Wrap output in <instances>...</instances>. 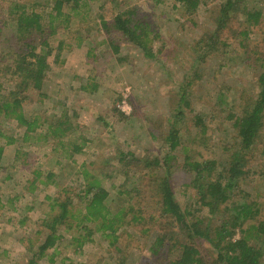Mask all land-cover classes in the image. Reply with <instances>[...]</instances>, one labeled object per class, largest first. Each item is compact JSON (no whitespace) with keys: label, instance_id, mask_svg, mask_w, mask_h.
<instances>
[{"label":"trees","instance_id":"16d2710c","mask_svg":"<svg viewBox=\"0 0 264 264\" xmlns=\"http://www.w3.org/2000/svg\"><path fill=\"white\" fill-rule=\"evenodd\" d=\"M175 1L187 14L196 13L202 3V0ZM79 3L80 0H53L47 17L32 9L27 11L24 4L12 3L8 8L12 16L0 23V77L2 73L7 74L13 77L14 83V89L7 97L0 95V118L13 119L18 126L24 127L20 132L23 141L40 140L36 127L45 126L47 129L40 141L41 144H44L42 141L51 144L47 156L57 153V159L70 157L74 162L78 153L83 151L87 138L79 133L73 137L76 129L71 126L69 116L62 112L48 124L45 125L43 120L40 125L37 118L27 119L23 104L27 99L26 90L30 87L35 90L41 88L49 71V57L54 53L53 61L59 58L61 41L53 48L49 39L58 33L63 21L69 23L65 18L69 14L63 10L64 7L77 9L81 6ZM209 13L208 23L212 25L190 45V54H194L190 65H197V70L184 65L178 68L185 74L182 80L190 77L177 90L178 102L188 105L185 97L190 79L213 76L214 72L228 64L239 66L240 56L246 51L244 56L248 63L256 68L255 81L240 89L236 87L238 101L233 98L234 88L230 85L221 88L216 97L217 111L225 113L224 118L230 122L229 130L226 127L210 129L221 136L218 143L215 139L208 142L211 138L208 136L207 140H200L203 139L201 144L206 141L204 146L209 148L198 150L204 146L195 144L196 140L193 146L198 149L190 148L189 139L179 129L184 112L177 108L171 126L162 136L161 140L168 148L161 155L149 158L148 150L142 155L135 154L132 149L120 151L117 158L119 165H115L112 171L123 180L115 186L116 195L112 203L109 202L110 193L100 183V170L82 164L74 179H81L79 191L83 196L76 194L72 186L60 187L50 204L58 210L42 220L46 235L25 264H38V260L59 239V227L71 226L69 222L76 216L72 207L73 195L78 197L84 210V213L79 211L81 217L78 225L85 221L95 223L92 229L82 226L86 231L85 236L92 235L96 230L110 238L116 255L122 257L119 264L125 263V257L132 256L129 242L124 246L119 243V237L125 232L121 230L115 234L121 226L132 227L135 232L133 237L142 238L145 242L150 241L152 236L149 250L155 256L160 252L173 254L168 259L164 258L165 262L161 264H264V202L253 196L252 187L244 189L245 186H242L255 177L264 179V35L254 44L247 39L249 30L261 28L264 16L262 10L248 7L245 0H220ZM56 21H60L59 24H55ZM102 23L106 25L107 32L112 34L110 31L114 30L127 43L138 47L145 58H156L151 43L157 34L152 33L149 25L135 11H120L112 17V22ZM4 30H9V34H3ZM116 39L109 38V43L117 52L119 46L115 43ZM4 57H7V61ZM211 60H220L217 70L208 66ZM205 67L209 71L205 72ZM115 111L119 120L131 119V114L126 115L119 109ZM198 114L194 116V125L199 129V134L204 135L208 129L205 114L200 113L204 115V122ZM147 118L149 130L146 134L155 140L158 138L156 132L160 136V131L153 126L154 121ZM0 137L6 138V144H0L1 167L6 147L13 149V156L16 157L19 149L15 145L19 137L8 135L1 129ZM217 146L223 159L215 154ZM32 173L30 184L35 186L37 182H43L41 178L55 179L57 175L52 168L45 176H41L37 168ZM176 175L184 177L182 185L191 193L189 203L184 206L178 202L173 187ZM143 184L148 186L145 192L139 190ZM112 207L115 210L112 211ZM127 235L132 237L131 233ZM85 236L74 240L81 245ZM152 264L157 263L154 261Z\"/></svg>","mask_w":264,"mask_h":264},{"label":"rangeland","instance_id":"374dc122","mask_svg":"<svg viewBox=\"0 0 264 264\" xmlns=\"http://www.w3.org/2000/svg\"><path fill=\"white\" fill-rule=\"evenodd\" d=\"M245 1L248 7L262 10L264 16V0ZM52 2L53 0H0V23L12 16L8 13L12 3L24 4L27 11L32 9L47 17ZM80 3L81 6L77 9L64 7L63 10L69 14L65 17L69 23L63 21L58 33L49 39L53 48L61 41L59 58L53 61L54 53L49 57V71L39 90L31 87L26 90L27 99L23 104V111L27 119L37 118L40 125L43 120L46 125L64 112L69 116L71 126L76 129L73 137L79 133L87 138V143L81 154L78 153V157H75L76 162L70 157L57 159V153L47 156L51 144H46V141L41 144V135L47 129L45 126L36 127L40 140L23 141L20 132L24 127L18 126L13 119L0 118V129L8 135L19 137L15 145L19 149L16 157L13 156V149L6 147L0 167V264H25L37 251L47 232L42 226V220L58 210L50 204L60 187L72 186L76 194L83 196L79 191L81 179H74L82 164L90 169L100 170V183L110 193L111 202L116 195L115 186L123 180L112 171L115 165H119L117 158L120 151L132 149L135 154L142 155L148 150L149 158L161 155L168 148L161 140L162 136L171 124L177 108L184 112L179 129L189 139L190 148L195 147L194 140L195 144L204 146L206 141L201 144L203 139L200 138L207 140L208 136H211L208 142L215 139L218 143L221 136L212 133L210 129L226 127L229 130L230 127V122L224 118L225 113L217 111L216 97L219 90L233 86V98L238 101L236 87L240 89L255 81V65L248 63L244 56L247 52L244 51L240 56L242 63L239 60V66L235 63L228 64L214 72L213 76L190 79L185 97L188 105L178 102L177 90L190 78L182 80L185 74L178 68L184 65L197 70V65H190L194 56L190 54V45L212 25L208 23L209 11L220 0H202L198 11L192 14H187L175 0H80ZM123 10L135 11L149 25L152 33L157 34L151 43L155 59L145 58L138 47L127 43L114 30L110 31L112 34L107 32V27L102 22H112V17ZM58 22L60 21L55 24ZM260 27L256 31L249 30L247 34V39L252 44L260 41L264 35V23ZM5 32L9 34V30H4L3 34ZM109 38H117V52L110 46ZM4 58L7 61V57ZM219 62L220 60H211L208 66L217 70ZM204 69L205 72L209 71L207 67ZM12 80L13 77L1 74L2 97H7L14 89ZM231 95L232 93L229 96ZM116 109L126 115L131 114V119L119 120ZM200 113L205 114L208 128L204 135H200L199 129L194 125V116L197 114L203 117L204 122V115ZM147 117L154 121L153 126L160 131V136L156 132L158 138L155 140L146 134L149 130L146 126ZM0 144H6V138L0 137ZM207 148L209 147L204 146L198 150ZM215 154L224 158L219 146L216 147ZM254 165L258 170L257 165ZM71 166L73 168H69ZM35 168L41 172V176H45L50 168L55 169L57 175L55 179L40 176L43 182L31 185L32 170ZM70 169L72 170L68 171ZM78 178L81 176L78 175ZM184 182L182 175H176L173 179V187L181 206L189 203L191 194L182 185ZM242 186H245L244 189L252 187L253 196L256 195L258 201L264 202V179L255 177ZM147 188L143 184L139 190L145 192ZM77 198L73 195L71 199L76 214L69 222L71 226L59 227V239L38 260V264H113L115 261L119 264L122 257L116 255L110 238L96 230L92 235L85 236L86 231L82 226L92 229L95 223L85 221L78 225L81 217V214L78 215L79 211L84 213V210ZM121 230L125 233L119 237L120 245L124 246L129 242L132 251L131 257L124 258V264H152L154 261L161 264L160 262H165L164 258H169L171 253L160 252L155 256L150 252L152 236L150 241L145 242L142 238L133 237L135 232L132 227L121 226L115 234ZM129 233L132 237L127 235ZM81 236L85 237L79 245L74 239Z\"/></svg>","mask_w":264,"mask_h":264}]
</instances>
